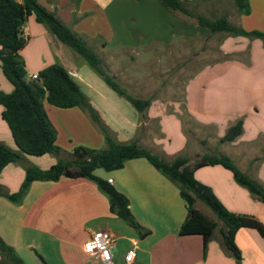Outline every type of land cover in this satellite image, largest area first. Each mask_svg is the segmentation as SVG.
Returning a JSON list of instances; mask_svg holds the SVG:
<instances>
[{
  "label": "crops",
  "instance_id": "0c3cea01",
  "mask_svg": "<svg viewBox=\"0 0 264 264\" xmlns=\"http://www.w3.org/2000/svg\"><path fill=\"white\" fill-rule=\"evenodd\" d=\"M36 1L98 53H104L110 44L124 51L129 46L151 45L157 49L221 34L216 45L224 59L197 70L187 82L182 100L143 98L150 101L144 112L114 97L105 80L93 68L91 71L87 62L81 63L80 55L61 43L35 17L24 25L27 44L21 56L27 81L51 65L64 67L86 94L100 122L110 128L107 129L116 142L136 141L167 163L183 157L191 167L204 156L223 154L264 189V42L261 39L210 34L195 19L170 12L157 0ZM187 1L189 9L194 8L197 15L226 14L235 26L247 32L264 33V0H249L250 14L242 16L236 12L234 0ZM133 31L138 37L136 41ZM12 91L13 86L0 69V93ZM44 107L58 132L57 145L65 153L70 154L80 146L105 148L104 134L83 109H60L47 101ZM2 111L0 106V143L17 151ZM239 121L243 123L242 134L233 142L221 143L227 131ZM47 155L37 157L38 162L24 156L21 161L9 164L0 176L3 191L12 194L20 189L26 167L37 165L45 170L58 162V157L45 159ZM95 174L128 197L134 219L148 234L141 237L126 221L128 225L121 223L123 219L110 210L109 197L89 179L37 181L18 203L0 197V237L15 250L23 264H103L84 251L85 244L98 230L115 237L112 264H127L124 257L133 247L137 254L133 264H264V238L256 230L242 228L236 233L240 261L223 244L222 223L206 252L201 236H180L188 214L187 203L178 185L146 159L129 160L123 169L113 172L98 169ZM194 176L210 187L229 211L254 216L264 224V205L237 183L229 170L207 166L195 170ZM199 204L197 201L195 208L215 220ZM5 262L13 264L0 254V264Z\"/></svg>",
  "mask_w": 264,
  "mask_h": 264
},
{
  "label": "trees",
  "instance_id": "16d2710c",
  "mask_svg": "<svg viewBox=\"0 0 264 264\" xmlns=\"http://www.w3.org/2000/svg\"><path fill=\"white\" fill-rule=\"evenodd\" d=\"M173 13L195 19L210 34L223 33L234 36L259 38L264 42V33L247 32L231 23L228 15L208 18L195 14L189 9L187 0H157ZM239 15L250 14L249 0H234ZM35 17L44 24L57 39L80 55L111 87L113 91L125 97L139 111L144 112L150 105L149 100L130 96L105 69L102 62L87 43L63 24L54 14L48 12L36 0H0V69L13 86L11 93H0V106L3 108L2 119L9 127L17 151L0 143V176L12 163L21 161L24 156L42 157L52 154L59 158L49 169L29 166L25 169V178L16 193L8 194L0 184V197L13 203L20 202L33 182H57L61 178H86L95 182L100 190L109 197L110 210L134 228L141 237L148 232L134 219L130 211V201L111 183L99 178L98 169L113 172L124 168L125 163L133 159H146L155 169L178 185L181 197L187 203L188 214L180 229V236L199 235L203 238L204 251L219 222L222 241L227 250L240 261L241 253L235 243V235L242 228L256 230L264 238V224L254 216L238 215L229 211L216 197L212 189L195 179V170L207 166H222L229 170L237 183L264 205V189L252 180L226 155H207L189 166L188 159L179 157L171 163L142 148L138 143L122 144L116 142L105 127L81 91L79 85L60 65H51L40 72V79L27 81V69L21 57V51L27 44L23 36V26L29 18ZM44 101L60 109L79 107L83 109L105 136L106 146L102 149L76 147L72 153H65L58 145V132L52 124L44 107ZM243 132V123L232 126L221 143L235 141ZM64 155V157H63ZM197 201L204 203L217 217L213 221L195 208ZM0 254L13 264H23L15 250L0 237Z\"/></svg>",
  "mask_w": 264,
  "mask_h": 264
},
{
  "label": "rangeland",
  "instance_id": "374dc122",
  "mask_svg": "<svg viewBox=\"0 0 264 264\" xmlns=\"http://www.w3.org/2000/svg\"><path fill=\"white\" fill-rule=\"evenodd\" d=\"M194 10L193 8L192 11ZM222 16L227 15L224 14ZM208 18L219 17L212 16ZM135 33L136 32L133 31L132 37L135 38L136 41L138 37L134 36ZM220 35L207 36L199 41L181 42L177 46L159 47L157 49L151 47V45L147 48L144 46L136 48L134 46H129L126 47L127 50L124 51L122 47L115 44L108 45L104 53H101V51L98 53L94 48L91 49L101 60V66L107 73L113 77L114 75H118V77L114 78L115 81L130 96L138 99L160 96L165 97V99L182 100L184 88L197 70L205 65H212L224 59V56L217 50L216 45ZM136 51L137 54L135 53ZM79 59L81 63H86L85 59L81 56ZM106 64L111 65V67H107ZM88 67L91 71H94L90 66ZM109 90L114 97L118 98L132 109H135L125 97L118 95L111 88ZM105 126L109 128L107 125ZM112 126L116 128L114 125ZM118 131L117 129V132ZM52 158L56 160V156L53 155H47L45 159ZM30 159L35 162L40 161L37 157ZM48 166L47 168H50ZM199 207L205 214L213 217L215 220L217 219L204 203L200 202ZM121 223L128 225L124 220H122ZM221 225L223 228V224ZM5 264H9V262H5Z\"/></svg>",
  "mask_w": 264,
  "mask_h": 264
},
{
  "label": "built area",
  "instance_id": "2783aa9c",
  "mask_svg": "<svg viewBox=\"0 0 264 264\" xmlns=\"http://www.w3.org/2000/svg\"><path fill=\"white\" fill-rule=\"evenodd\" d=\"M23 36H27L24 26ZM39 79V75H32L30 81H37ZM115 241V237L108 231L98 230L92 234L89 241L85 244L84 251L89 257L94 258L99 263L112 264L115 251ZM136 256V247H133L126 253L124 260L127 264H133L136 260Z\"/></svg>",
  "mask_w": 264,
  "mask_h": 264
}]
</instances>
